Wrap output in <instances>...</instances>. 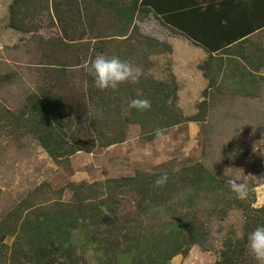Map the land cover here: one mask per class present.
<instances>
[{
  "label": "trees",
  "instance_id": "obj_1",
  "mask_svg": "<svg viewBox=\"0 0 264 264\" xmlns=\"http://www.w3.org/2000/svg\"><path fill=\"white\" fill-rule=\"evenodd\" d=\"M243 9L251 19L263 16L262 21L235 20ZM41 10L48 11V28L57 33L46 42L41 36L34 42H39L36 47L42 55L41 84L18 112L0 103V131L13 126L27 129L54 160L122 142L129 124L153 139L157 128L203 121L213 106L214 92L238 90L257 96L264 80L260 73L264 43L249 36L264 27V0H12L7 25L33 37L44 29L37 22ZM150 14L207 53L201 66L207 85L197 102L198 112L191 116L178 108L172 80L145 74L151 54L171 50L165 42L141 33L138 22ZM57 49L61 53L52 54ZM99 54L141 66L140 82L121 84L116 91L96 88L83 65ZM9 77L1 75L0 83ZM219 78L224 86H218ZM135 98L149 99L151 110L140 113L130 108ZM164 173L167 185L155 187L154 181ZM67 187L71 190L67 201L38 204L25 198L0 218V264H170L173 256L185 257L193 246L211 249L205 221L194 211L179 213L174 208L178 199L185 203L182 208L188 204L192 209L206 193L224 203L223 214L230 209L242 214L239 233L226 232L212 264H256L247 236L264 225V205L253 206L252 192L244 201L237 199L225 180L203 162ZM121 196L133 198L142 217L121 214L117 198ZM103 208L112 215H104Z\"/></svg>",
  "mask_w": 264,
  "mask_h": 264
},
{
  "label": "rangeland",
  "instance_id": "obj_2",
  "mask_svg": "<svg viewBox=\"0 0 264 264\" xmlns=\"http://www.w3.org/2000/svg\"><path fill=\"white\" fill-rule=\"evenodd\" d=\"M49 21L48 11L41 10L37 22L44 29L39 28L33 37L24 34L17 45L0 48V76L10 74L7 81L0 83V103L13 112H18L26 96L36 92L41 84L42 55L36 47L39 42H34L39 41V36L44 42L52 38V34L57 36L54 29L50 31L48 28ZM139 27L144 36L155 41L162 42L166 35V30L158 27L155 21L144 22ZM259 41L264 43V33ZM167 45L172 46L171 43ZM182 46L175 44L174 54L182 55L179 59L182 65L179 66L180 61L174 65L175 72L170 52L159 50L150 55L145 74L156 80H172L177 87L178 108L184 116H191L198 112L197 102L203 99L202 91L207 81L201 66L207 53L196 55L192 49ZM60 50L52 54L59 55ZM187 59L191 62H186ZM260 73L264 77V69ZM259 83L257 96L242 94L238 90L214 92L210 97L213 106L207 110L203 121L166 128L162 130V136L153 139L146 138L138 125L129 124L124 127L122 142L92 152L78 151L58 160H54L27 129L13 126L1 130L0 218L25 198L38 204H51L59 198L69 200L71 190L68 183H92L138 173L178 170L198 161L224 180L227 179L225 173L239 176L247 184L248 194H254L253 206L264 205V80ZM221 85L224 83L219 78L218 86ZM230 193L235 195L231 190ZM209 195H202L194 207H190L192 209L187 208L188 204L182 208L185 203L178 199L177 205L172 206L179 213L194 211L205 221L211 231V249L203 251L193 246L187 256H173L170 264H212L226 232L233 229L239 233L242 224L240 210L230 209L223 214L220 208L224 203ZM117 198L121 214L141 216L133 198ZM164 213L162 210L159 215ZM10 242L11 238H8L6 243Z\"/></svg>",
  "mask_w": 264,
  "mask_h": 264
},
{
  "label": "clouds",
  "instance_id": "obj_3",
  "mask_svg": "<svg viewBox=\"0 0 264 264\" xmlns=\"http://www.w3.org/2000/svg\"><path fill=\"white\" fill-rule=\"evenodd\" d=\"M83 67L93 77L95 87L102 91L109 89L116 91L124 83L137 84L144 74L141 66L115 55L109 57L99 54L94 59L86 62ZM129 107L144 113L151 110L152 105L147 98H135L130 101ZM155 135L157 137L162 136V130L157 128ZM225 176L227 177L225 183L235 193L236 198L241 201L246 200L248 197L247 184L242 182L239 176H231L226 173ZM168 180L167 173H164L154 181V186L163 188L167 185ZM102 211L104 215H112L107 208H103ZM247 247L256 264H264V225L257 226L248 234Z\"/></svg>",
  "mask_w": 264,
  "mask_h": 264
},
{
  "label": "crops",
  "instance_id": "obj_4",
  "mask_svg": "<svg viewBox=\"0 0 264 264\" xmlns=\"http://www.w3.org/2000/svg\"><path fill=\"white\" fill-rule=\"evenodd\" d=\"M11 1L12 0H0V48L4 46H13L15 44L17 45L18 41L22 39V36H24L22 32L16 31L7 25L8 7ZM234 19L235 20L243 19V20H248L252 22H259V21H262L261 19H263V16L251 19V16L243 9L241 10L237 18H234ZM154 21L156 25H158V27L160 26L161 28H164L166 30V35L162 37V41L165 42L166 44L169 43V45L171 43L172 45L170 46L171 50L169 51L170 52L169 57L172 61L171 66H172L173 72L176 71V69L174 68V65L177 66L179 61H180L179 66L182 65L181 60H179L180 58H182L181 57L182 55L174 54L175 48H176L175 44L177 45L179 43V44H182L184 47L187 46L189 49H192L194 54L196 55L206 54V52L201 47L193 44L191 40H189L187 37L180 35V34L173 33L166 26L161 25L159 21L156 18H154L153 15L151 14L148 15V17H146L143 22H138V25L140 26L141 24H144V22L145 24L146 22L154 23ZM151 26L154 27L153 24H151ZM262 33H264V27L262 29L255 30L249 36L252 41L260 42L259 40H261ZM206 57H207V54H206ZM186 62H191V61L187 59ZM206 85H207V82H206Z\"/></svg>",
  "mask_w": 264,
  "mask_h": 264
}]
</instances>
